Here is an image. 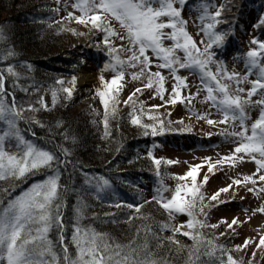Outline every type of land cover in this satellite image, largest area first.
<instances>
[{"label": "snow or ice", "instance_id": "1", "mask_svg": "<svg viewBox=\"0 0 264 264\" xmlns=\"http://www.w3.org/2000/svg\"><path fill=\"white\" fill-rule=\"evenodd\" d=\"M57 2L59 3V0ZM186 3L187 0H76L72 4L80 15L74 16L72 12H69V19L87 27L89 33L104 34L102 41L95 45L109 57L101 71L115 73L110 81L105 80L101 74L99 77L101 88L96 91L100 104L104 108L102 121L104 134L110 135L109 113L115 116V93L122 88L120 82L124 79L126 66H139L140 72L133 73V80L146 76L147 83L143 87L152 89L155 86L161 100L165 98V77L160 70L167 69L176 82L172 86V96L166 101L171 104L181 100L180 89L188 86L187 77L177 74L180 69H184L199 76L200 83L207 93L205 101L209 102L210 107L215 108L222 116L218 121L209 119L207 115H198L197 118L205 120L209 125L230 123L235 128L238 123L239 130L229 132L225 129L220 133L226 140L231 139L235 146L229 156L218 160L217 163L235 162L237 159L243 161L245 158L253 161L256 165L255 172L244 176L243 181L236 179L233 183L236 185L244 183L245 186L251 184L252 187H249L248 191L260 198V194L264 193V39L253 35L249 42L252 47L239 57L245 64L246 75L241 78L236 71L230 73L223 66L222 61H215V49L222 48L227 39L234 35L232 31L216 30L217 25L222 22L220 17L224 5H220L213 13L209 11L212 6L211 0H204L201 4L199 8L201 15L198 17L201 21L200 32L203 33L200 43L204 46L201 49L188 33L187 21L182 16ZM109 18H114L122 28L127 30V39L131 47L126 49L123 44L120 46L113 44L112 37H117L121 41L125 37L111 27ZM260 26H264V16L260 17L258 25H253L254 28ZM83 34L80 33V35ZM4 40L3 31L0 30V41ZM123 51L131 53L126 60L120 56ZM178 53H183V57ZM13 55H15L14 52L6 50L2 60L7 61L8 57ZM213 63H215V71L211 67ZM153 66L158 70L152 72ZM252 75H255L256 79L249 80V76ZM9 77L19 79L14 66L6 64L0 67V123L6 126L0 129V180L10 179L13 182H20L40 172L45 173L46 179L31 184L27 190L9 199L3 207H0V264H158L151 258L147 243L138 245L133 240L128 244H122L109 233L83 225L80 221L85 216L86 204L75 210L76 220L72 225L70 242H68L64 234L67 225L60 212L61 184L59 181L60 166L67 168L71 162L70 150L57 146L64 156L61 160L56 151L39 148L21 134L19 122L22 113L24 111L35 113L39 109L32 105L22 109L16 105L14 94L9 93L6 88ZM76 82L77 78L73 76L71 81L67 82L71 84V87H65L66 81L58 79L56 84L59 88L50 89L52 105L55 106L60 93L65 94L64 99L70 100ZM233 82L235 92L232 91ZM242 83L250 84V87L245 89L240 86ZM136 93L142 94V89L136 88L124 102L126 105L132 103V112L129 113L131 124L143 129L145 136L164 135L167 125L158 117L149 115L148 119L153 121L151 124L141 122L136 103L133 102ZM242 93L245 95L242 96ZM9 95H12L11 103L6 102V97ZM189 95L194 94L189 93ZM254 96L260 98L253 100ZM188 102L191 103L190 100ZM37 103L48 110V104L43 96L37 100ZM152 107L158 109L161 105ZM249 108H259V115L251 123L250 128L246 123L249 119L247 115ZM140 112L143 113V103H140ZM33 122L44 127L40 121ZM64 139L68 137L65 136ZM148 158L156 166L157 175H160L162 163L168 165L177 163L172 160L157 159L151 151L148 152ZM200 167L201 165L191 166L187 173L176 178L185 183H177L170 198L163 195L167 191L163 185L156 189L152 200L167 212L170 218H175L177 214H186L189 218L179 227L169 228V225L165 224L162 228L172 231L174 235L182 233L193 241V251L190 253L187 264H205L200 261L201 254L209 258L210 264H240L230 254V250L223 245H216L211 240H206L201 232V229L206 227L217 228L219 225H208L206 214L203 212L205 197L200 188L207 182L208 177L205 175L202 182H197ZM213 167L215 165L209 163L208 171L211 172ZM187 178H191V185L187 183ZM85 183L89 185L88 190L95 191L98 199L101 198L100 193H105L112 187L110 180L103 176L88 178L85 175ZM258 183L259 187H257ZM67 187V185L63 186L64 191H67ZM231 187L232 185H229L212 194L209 200L215 202L213 206L225 203L219 200L220 194L228 192ZM114 206L121 207L120 204ZM127 207H135L136 212L140 211L139 206L129 204ZM198 207L200 213L205 215L203 221L196 218ZM253 212L264 214V206L254 209ZM108 215L111 214L105 213V216ZM131 219L133 217L129 216V220ZM224 223L227 222L222 220L221 224ZM237 223V219L233 218L227 227L232 229ZM53 227L59 232V252L55 250L56 242L48 238ZM184 228L188 231H182ZM170 242L175 241L170 238ZM248 243L249 241L245 240L244 246L246 247ZM261 246H264V236L260 238L258 247ZM202 247L203 253L200 252ZM240 248L241 246L238 245L236 250ZM70 249H74V252Z\"/></svg>", "mask_w": 264, "mask_h": 264}, {"label": "trees", "instance_id": "2", "mask_svg": "<svg viewBox=\"0 0 264 264\" xmlns=\"http://www.w3.org/2000/svg\"><path fill=\"white\" fill-rule=\"evenodd\" d=\"M0 5L10 14L8 19L0 21V30L5 36V40L0 41V67L11 64L19 75V79L9 77L6 88L9 93L14 94L18 107L27 109L32 105L39 109L35 113H22L20 132L37 147L56 151L61 160L64 156L57 146L70 150L71 162L67 168L60 166L59 181L60 212L67 225L64 234L68 242L76 220L75 210L86 204L85 216L80 221L83 225L109 233L122 244L133 240L138 245L147 243L151 258L158 264H187L193 251V241L188 244L180 243L174 235H169L172 231L162 228L165 224L174 228V218H170L168 213L152 200L153 196L143 189L147 183L143 180L142 173L152 181L167 178L168 172L166 173L164 168H160V175H157V168L148 158V152L151 151L155 158L163 160V157L157 156V152L168 148L167 145L171 146L172 142L176 143L177 137L188 133V130H183L181 126L171 123L169 118L163 116L159 119L167 125L165 134L145 136L143 129L130 122V102L127 105L124 103L119 109L115 107L114 117L109 113L110 135L105 136L102 123L104 114L92 112L88 107L75 108L69 103V99L63 98V93L58 95L55 106L51 102L49 111H43L37 100L45 91L51 99L50 89L59 88L56 81L73 74L71 68L78 65L83 58L81 50L77 51L78 59L64 56L72 48V41L80 36L78 27L72 24L71 19L57 11L54 0H0ZM211 5L213 13L220 5H224L220 17L222 22L217 25L216 30H236L238 35L240 34L237 48H243V44L249 43L253 35L264 39V26L253 27L258 25L260 17L264 16V0H211ZM244 24L246 25L241 30ZM96 35L104 34L92 32L84 36L91 49H97L95 45L101 42H97ZM226 42L231 43V37ZM6 50H11L15 55L3 61L2 56ZM25 89L27 91H24ZM11 101L12 95L6 97V102ZM133 102L136 103L137 114L140 115L142 123H153L148 119L149 115L158 117V113L152 112L144 104L141 114L142 102L139 98ZM33 121H40L44 127ZM4 127L6 126L0 123V129ZM65 136L68 139H64ZM182 142L187 140L182 139ZM121 166H124L125 170H118ZM85 175L108 178L112 187L107 192L100 193L101 198L98 199L95 191L86 187ZM45 176L44 172H40L20 182L0 180V207L29 184L42 180ZM64 185L68 186L67 191H64ZM116 204L121 207H115ZM129 204L139 206L140 211L136 212L135 207H127ZM105 213L111 215L105 216ZM129 216L133 219L129 220ZM201 232L206 240L230 250V254L240 264H248L241 256L233 254L235 249L230 243V236L218 237L217 231H211L209 227L201 229ZM48 238L56 242L55 250L59 252V232L55 227L48 234ZM170 238L175 242H170ZM70 250L74 252V249ZM203 251L202 247L200 252ZM200 261L210 264L209 258L203 254L200 255Z\"/></svg>", "mask_w": 264, "mask_h": 264}, {"label": "rangeland", "instance_id": "3", "mask_svg": "<svg viewBox=\"0 0 264 264\" xmlns=\"http://www.w3.org/2000/svg\"><path fill=\"white\" fill-rule=\"evenodd\" d=\"M55 1L59 10L64 16L68 17L69 12H72L74 16L80 15V13L72 7V4L75 3L76 0H59V3L57 0ZM199 8L200 7H196L194 9L186 10L187 13H184L183 18L187 21L186 28L188 33L193 37L199 47L203 49L204 45L200 43V41L203 39V33L200 32L201 21L198 19V17L201 15V12L199 11ZM209 11L213 12L212 7H210ZM9 17L10 14L4 11L0 5V21L4 19L6 20ZM71 20L72 24L77 25L76 27H78L79 35L80 33L84 34L80 35L77 40L72 41V48H70L66 54H64V56L70 57L72 59H78L77 51L82 48L81 50H83V58L78 65L71 68L73 74L63 77L60 80L66 81L64 85L65 87H71V84L67 82L71 81L73 76L79 75L83 71L89 73V81L80 87L79 93L74 95V97L69 100V103L74 105L75 108L88 107L92 112L94 111L98 112V114H104V108L100 104L99 97L96 95L97 89L101 88V81L99 77L101 74H103L105 80L110 81L115 73L111 71H104L102 73L101 70L104 68L105 62L109 60V57L105 55L104 51L101 53L99 51L97 52V50L92 51L88 48H85V45L88 44V42L84 39V36L91 33L88 32V28L84 25L78 24L73 19ZM109 20L111 27L117 33L125 37L123 41L117 37H112L111 39L113 44L115 46H120L123 44L126 49L131 47L127 39V30L122 28L119 22L114 18H109ZM245 25L246 24L241 27V30L244 29ZM95 39L97 41H102L103 36L101 37L100 35H97ZM250 47H252L250 43L246 42L243 44V48H237V40L232 42L230 46L231 52L227 51L226 54V57H228V63L226 65L228 72L231 73L232 71H236L240 74L241 78L244 76V67L242 66L243 60L239 59V57H242L250 49ZM235 51L238 57L233 56L234 58H231V55H234L233 53H235ZM130 54L131 53L128 51H123L120 53V56L122 59L126 60ZM178 54L183 57V53ZM217 54L223 55V52H218ZM149 55H151V53H149ZM211 67L212 70L215 71V63H213ZM157 70L158 69L155 66L151 68L152 72ZM160 71L165 77L164 100H161L159 95L156 93L155 86L152 89L143 87V85L147 83L146 76H142L139 80H133V73L140 72L139 66H126L124 69V79L120 82L122 88L117 90L115 93V107L118 109L119 107H122L129 95L136 88H141L142 94L136 93V95L133 97V101L134 99L139 98L146 108L151 109L152 112L158 113V118L166 116V118H169L171 123H175L181 126L183 130L192 131L193 133L185 135L188 141L187 143L179 144L178 140V144H174L173 146L168 144V148L159 150L157 152V156L163 157L164 161L172 160L176 161L177 163H173L171 165L162 163L160 168H164L163 170L166 173L168 172V177L158 179V181H152L146 176V174L142 173V178L147 183L143 189H146L147 193L153 196L156 189L163 185V187L167 189L163 195L166 198H170L174 193L177 183H185V181H178L176 178L187 173L191 166L201 165V167L198 169L199 175L197 182H202L205 175L208 177L207 182L204 183L200 188V191L205 197L203 202L205 205L203 212L206 214L207 223L209 225H219L217 228L209 227V229L211 231L216 230L218 237H221V233H223V235L226 237L230 236V243L235 249L233 254L241 256L246 263L264 264V246L258 247L261 236H264V214L260 212H255L254 214L253 212L254 209L264 206V193H261L260 198H257L253 192L248 191V188L252 187L251 184L245 186L244 183H241L240 185L233 183V181L236 179L243 181L244 176L252 175V173L256 170V165L248 158H245L243 161L237 159L235 162L225 161L222 163H217L218 160L229 156L232 148L235 146L231 139L226 140L224 136L220 135V133L225 129L229 132L239 130L238 123L234 128L230 123L227 125H209L205 120L198 119V115H207L209 119L218 121L222 118V116L215 108L210 107L209 102L205 101L207 93L204 89V86L200 83L199 76L193 75L184 69H180L177 73L182 77H187L188 86L186 88L180 89L181 100L177 101L175 104L166 103V101L172 96V86L176 82L173 80L167 69H162ZM249 80L251 79L249 78ZM240 86L248 89L250 84L242 83ZM232 91L235 92L234 82ZM189 93L194 95L190 96ZM241 95L244 96L245 94L242 93ZM42 96L44 97L45 102L48 104V110H45L40 104L39 105L43 111L47 112L51 107L50 95L47 91H45ZM257 98L259 99L260 97H253V100H256ZM189 100L191 103L188 102ZM111 103L112 102L110 101V104ZM153 105H161V107L156 109L152 107ZM247 115L249 119L246 123L250 128L251 123L254 122L259 115V108L247 109ZM198 135L203 138V140L200 138L202 140H200V143L197 141L198 137H200ZM203 135H208L210 137L205 138ZM209 163L215 165L211 172L208 171ZM118 170H125V167L121 166L118 168ZM88 178H92V176H89ZM44 179H46V176L42 180ZM39 181L32 182L31 184ZM187 183L191 185V178H187ZM31 184H29L24 190H27ZM229 185H232L229 191L221 193L219 197V200L225 201V203H220L218 206H213L215 202L209 200L212 194L221 188L228 187ZM259 186L260 185L258 183L257 187ZM86 187L89 188V185L86 184ZM20 194L21 192L18 195ZM204 217L205 215L200 213L198 207L196 209V218L203 221L205 219ZM233 218H236L238 223L234 225L232 229H229L227 224L231 223ZM188 219L189 218L186 214H177L174 218V228L179 227ZM222 220L226 221L227 223L221 224ZM182 231H188V229L184 228ZM169 235L174 234L172 232L169 233ZM174 237L178 242L183 244H188L191 241V239L188 237L183 236L182 233H176ZM245 240L249 241L246 247L244 246ZM238 245L241 246L240 250H236Z\"/></svg>", "mask_w": 264, "mask_h": 264}, {"label": "bare ground", "instance_id": "4", "mask_svg": "<svg viewBox=\"0 0 264 264\" xmlns=\"http://www.w3.org/2000/svg\"><path fill=\"white\" fill-rule=\"evenodd\" d=\"M75 77L77 78V82H76L75 90L73 92L72 97H74V95L79 93V89L83 84H85L89 81V73H87L86 71H83L81 74L76 75Z\"/></svg>", "mask_w": 264, "mask_h": 264}]
</instances>
